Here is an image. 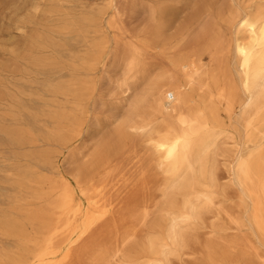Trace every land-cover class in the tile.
I'll return each mask as SVG.
<instances>
[{
  "label": "bare ground",
  "instance_id": "obj_1",
  "mask_svg": "<svg viewBox=\"0 0 264 264\" xmlns=\"http://www.w3.org/2000/svg\"><path fill=\"white\" fill-rule=\"evenodd\" d=\"M18 1L12 3V18H3L8 20L5 24L17 32L26 28L37 32L22 53L13 40L11 65L0 64V103L9 99L12 115L8 124L0 115V142L2 138L13 143L25 139L19 126L20 66L24 62L46 77L45 93L54 99L42 112L52 124L49 138L59 145L69 144L80 136L86 102L93 95L110 42L109 32L102 28H116L112 16L116 7L113 0H104L76 19L63 12V0H53L47 10L35 3L34 13L23 19L24 6ZM38 13L46 14L39 17L42 22ZM173 21L160 8L148 34L125 41L129 71L137 69L149 51L174 43L166 37ZM222 25L225 31H218L208 48L212 65L204 66L196 55L170 58L182 82L172 77L166 87L154 89L156 115L140 120L141 115H129L98 147L92 163L80 166L77 176L71 179L61 171L57 176L45 175L43 171L53 170L49 153L39 156L30 169L17 170V178L10 181L16 194L9 196V208L0 211V236L12 240L0 242V264H170L189 246L187 231L214 203L209 189L216 186L217 178L213 169H207V158L224 132L217 130L222 126L223 105L229 118L236 105L250 116L245 128L251 132L248 142L254 150L239 157L235 171L251 206V223L264 241V0H246L243 9L222 17ZM46 50L67 52L70 62L65 64V78L50 58L41 57ZM4 72L9 75L2 76ZM186 89L199 92L200 99L195 100ZM59 97L66 104L60 106ZM141 151L163 185L157 194L148 197L145 193L135 204L120 207L112 195L119 183L112 180L117 171L114 163ZM158 195L161 206L154 204ZM154 207H159L160 216L151 236L138 243ZM236 246L237 242H231L223 250H212L206 264L229 260Z\"/></svg>",
  "mask_w": 264,
  "mask_h": 264
},
{
  "label": "rangeland",
  "instance_id": "obj_2",
  "mask_svg": "<svg viewBox=\"0 0 264 264\" xmlns=\"http://www.w3.org/2000/svg\"><path fill=\"white\" fill-rule=\"evenodd\" d=\"M13 1L0 0V64L6 67L11 65L9 54L15 46L14 42L17 41L22 47V53L29 38L37 32L31 28L17 32L5 24L8 20L3 19L4 17L12 18ZM103 1L63 0L61 9L64 13L71 14V17L79 19L82 13ZM18 2L24 6L20 16L24 19L29 13H34L32 5L35 3L41 4L42 10H47L53 0ZM245 3L246 0H113L116 10L112 12V16L116 28L110 29L107 25L102 28L103 31L109 32L110 42L95 80V90L86 102L87 112L80 136L66 145L54 143L48 135V127L52 124L47 117H43L42 112H46L48 103L51 104L54 99L45 93L46 77L21 62L22 77L19 87L23 94L19 126L25 139H21L23 142L20 143H13L8 138L1 139L0 194L4 196H0V211L9 208L8 198L16 194L10 181L17 178V170L22 172L23 169H30L29 166L40 161L39 156L48 153L51 155L53 170L43 171L45 175L57 176L61 171L72 179L77 176L80 166H89L92 163L98 147L108 141L109 135L116 131L129 115H141L137 117L138 120L143 116L156 115L154 89L166 87L172 77L178 79L175 81L182 82L181 76L176 75L168 60L179 55H196L202 59L204 66L210 67L212 63L208 48L216 33L225 31L222 17H228L232 10L243 9ZM160 8H164L174 19L172 27L166 33V37H172L174 43L166 48H154L149 51L142 59V64L129 71L125 62V41H133L148 34L152 28V19L157 16ZM44 15L46 16L43 13L37 14L38 18ZM39 21L42 22V18H39ZM123 32L126 34L121 36ZM120 38L126 40L122 41ZM41 57L51 59L55 66L53 68H59L57 71L62 79L68 75V69H65V64L70 62L67 52L60 54L46 50ZM8 75L6 72L2 74L4 77ZM232 75L235 78L236 70L232 69ZM186 90L195 100L200 99L199 92ZM57 103L66 104L62 97L57 98ZM0 107L2 120L6 119L4 124L10 123L12 115L8 112L9 99L2 101ZM223 107L224 105L219 112L222 126L217 130L224 132L217 138L216 148L207 158V169H213L217 178L216 186L209 189L213 194L214 203L211 209L203 212L202 218L192 229L187 231L190 236L189 246L178 257L171 258L170 264H206L212 250H223L231 242H237V246L231 251V258L219 259V264H264V241L251 223V206L243 196L235 171L239 157L254 150L252 143L248 142L252 137L251 132L245 128L250 116L243 115L240 107L236 105L234 114L229 118ZM258 138L260 139V136ZM148 158L145 152L141 151L136 157L133 155L123 163H119L122 160L114 163L117 171L112 180L114 184L119 183L112 195L120 207L135 204L145 193L148 197L157 194L158 188L163 185L162 177L156 176ZM144 173L146 186L142 182ZM145 187L147 190L144 191ZM156 203L162 205L160 195L156 196L154 204ZM158 209H152L151 218L138 243H143V240L151 236L152 228L160 216ZM0 242L6 244L12 240L8 241L1 234ZM129 251L135 253V250Z\"/></svg>",
  "mask_w": 264,
  "mask_h": 264
}]
</instances>
